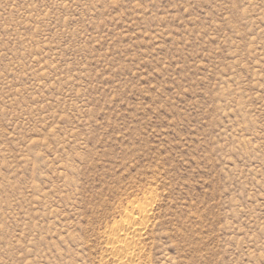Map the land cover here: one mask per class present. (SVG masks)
Instances as JSON below:
<instances>
[{
	"label": "rangeland",
	"instance_id": "1",
	"mask_svg": "<svg viewBox=\"0 0 264 264\" xmlns=\"http://www.w3.org/2000/svg\"><path fill=\"white\" fill-rule=\"evenodd\" d=\"M264 264V0H0V264Z\"/></svg>",
	"mask_w": 264,
	"mask_h": 264
},
{
	"label": "bare ground",
	"instance_id": "2",
	"mask_svg": "<svg viewBox=\"0 0 264 264\" xmlns=\"http://www.w3.org/2000/svg\"><path fill=\"white\" fill-rule=\"evenodd\" d=\"M152 195L135 200L122 209V219L107 227L106 254L110 264H139L143 258L141 242L154 217Z\"/></svg>",
	"mask_w": 264,
	"mask_h": 264
}]
</instances>
